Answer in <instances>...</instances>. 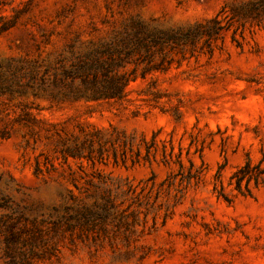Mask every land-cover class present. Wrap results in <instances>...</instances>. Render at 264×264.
I'll use <instances>...</instances> for the list:
<instances>
[{"label":"rangeland","instance_id":"obj_1","mask_svg":"<svg viewBox=\"0 0 264 264\" xmlns=\"http://www.w3.org/2000/svg\"><path fill=\"white\" fill-rule=\"evenodd\" d=\"M255 1L0 0V63H54L131 17L232 18L210 50L156 77L157 101L149 81L122 101L0 95V264H264V14L235 16Z\"/></svg>","mask_w":264,"mask_h":264},{"label":"trees","instance_id":"obj_2","mask_svg":"<svg viewBox=\"0 0 264 264\" xmlns=\"http://www.w3.org/2000/svg\"><path fill=\"white\" fill-rule=\"evenodd\" d=\"M222 13L223 10L204 23L168 29L131 17L108 40L89 44L81 52L74 51L71 45L70 55L61 56L54 63L26 64L21 60L0 63V95L44 97L57 104L122 101L127 98L131 84L149 81L148 95L157 101L161 98L160 93L154 90L158 75L166 74L173 64H178L187 55L192 57L204 48L210 50L213 40L221 39L224 32L231 30L229 21L232 18L227 21V16L221 19ZM263 14L264 0H256L245 4L235 16L255 20ZM239 27L243 24L233 30L234 34ZM21 117L27 119L29 113L24 111ZM142 143L145 146L144 160H147L152 145L146 141ZM123 147L132 153V143L124 142ZM87 150L90 155L93 147L89 145ZM102 151L103 146L100 145L97 152L101 155ZM65 153L73 158L82 157L77 148L67 149ZM112 156L116 161L115 150ZM140 156L139 148L133 160H139ZM250 168L246 162L231 177L236 180L237 190H240V181L249 174ZM218 194L223 196L221 191Z\"/></svg>","mask_w":264,"mask_h":264}]
</instances>
